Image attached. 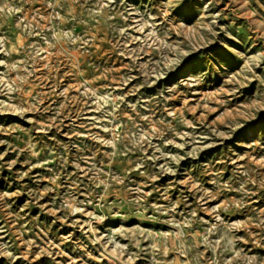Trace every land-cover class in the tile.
Listing matches in <instances>:
<instances>
[{
	"label": "rangeland",
	"instance_id": "1",
	"mask_svg": "<svg viewBox=\"0 0 264 264\" xmlns=\"http://www.w3.org/2000/svg\"><path fill=\"white\" fill-rule=\"evenodd\" d=\"M0 264H264V0H0Z\"/></svg>",
	"mask_w": 264,
	"mask_h": 264
}]
</instances>
